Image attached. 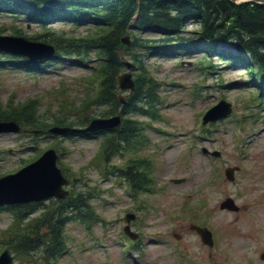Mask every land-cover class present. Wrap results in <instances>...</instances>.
Masks as SVG:
<instances>
[{
    "label": "rangeland",
    "instance_id": "obj_1",
    "mask_svg": "<svg viewBox=\"0 0 264 264\" xmlns=\"http://www.w3.org/2000/svg\"><path fill=\"white\" fill-rule=\"evenodd\" d=\"M13 23L18 24L17 26H20L27 35L39 32L34 26H24V22L11 20L8 15L0 13V26L4 28L3 31L0 30V35H8L11 32L10 25ZM57 27L62 28L63 31L69 30L68 25L58 24ZM187 28L186 30H191L197 27L190 25ZM84 32L85 27L77 30L78 34L84 35ZM147 36L152 37L153 34ZM200 57L191 52L170 56L151 54L143 57V65L156 80L155 94L161 99L158 107L163 111L159 113L164 118L161 119L162 121L151 120L152 126L160 127L161 132L147 129L143 135L151 144L146 146L143 142H139L136 147L123 151L124 156L112 157L108 163L121 166L127 163L129 158L136 159L153 152L152 156L159 159L153 171L157 177L155 183L148 182L143 185L145 188L154 187V190L150 193L143 189L136 194L135 200L145 201L147 207L151 209L148 213H137L142 221L137 227L134 226L133 231L139 230L150 244L146 257L139 258L133 255L137 262L131 258L123 259L121 256L123 252L120 253L118 243L122 240L119 236L124 225L126 210L134 209L135 200H129L124 195L122 187L104 181L102 175L91 167L92 157L101 139L78 137L72 140L61 136L57 138L41 136L37 145H28V137L0 135V177L16 172L20 167L21 159L32 155L35 152L34 148L47 149L60 141L59 144L64 148L61 160L67 165L68 172L90 186L79 184L76 189L82 187L84 192H89L90 188H95L96 192L104 191L96 200L91 199V204L107 225L105 227L94 225L93 234H90L79 224H69L65 232L66 236L71 238L68 242L71 253H67L62 258L61 264H175L176 262L177 264H264L260 259L261 253H264V114L262 113L263 116L258 124L256 122L253 127L250 126L260 113L256 115L257 112H245L252 106L247 99L252 94V89L251 84H245L244 73L234 69L233 71L220 69L215 71L216 75H207L197 67ZM125 60L131 61L128 57ZM57 68L47 70L35 77L26 74L23 69L0 66V100L6 102L10 99V104L13 105L15 102L39 96L35 116L49 124L47 128H51L53 122L61 117L57 110L59 105L64 103L67 105L65 113L64 110L62 112L66 117L65 122L69 123L71 119L75 121L78 113L73 112V109L84 95L89 93L85 84L79 80L87 72L79 64L67 59H63ZM134 73L136 72H133V75ZM219 74L224 81L222 86L217 83ZM196 84H201L202 88L194 97L192 93ZM61 86L64 91L60 95L53 94V90H61ZM222 96L225 98H221ZM220 99L231 105L229 116L216 123L215 131L209 134V139L199 143L194 142L190 156L185 155V148L190 144L186 142L192 138L190 128L196 127L195 115L204 114ZM258 106L259 103L254 105V107ZM104 110L105 108L92 109L86 116L101 118ZM243 115L248 117L244 125L249 129H255L257 133L242 136L238 132L236 118H242ZM127 116L125 114L123 118ZM138 120L148 122L150 119L140 116ZM198 121L200 122L199 119ZM65 127L68 125L63 128ZM162 128L166 130L162 131ZM167 130L177 135H171ZM195 133L196 137L201 138L199 130ZM168 135H170L169 141L164 139ZM170 141L174 142V146L166 149ZM17 144H24L26 152L17 153L14 150ZM202 147L210 151H220L221 157L211 162L208 156L201 153ZM6 150L11 151L6 154L4 153ZM187 164L189 165L186 167ZM212 165L222 169L238 166L240 170L235 173L234 182L224 181L223 174H220V185L213 182V186L207 188V180L212 181ZM216 174H219V170H216ZM182 178L184 180L181 183L170 182L171 179ZM163 186L165 187L162 188ZM193 192H196L195 198L189 195ZM184 194L188 195V199L184 200L186 204L207 200V207L201 210L198 216L209 217V227L217 240L213 251L207 252L199 238L190 231L191 224H198L195 217L179 212ZM227 197L235 201L239 207L238 212L219 209L220 203ZM137 205L139 208V203ZM10 222V214L0 210V231ZM176 236H180V239L176 240ZM97 240L104 243L96 244ZM101 243L104 244L102 248L99 246ZM176 244L183 255L182 260H178ZM32 256L33 253L30 252L24 260L28 262Z\"/></svg>",
    "mask_w": 264,
    "mask_h": 264
},
{
    "label": "trees",
    "instance_id": "obj_2",
    "mask_svg": "<svg viewBox=\"0 0 264 264\" xmlns=\"http://www.w3.org/2000/svg\"><path fill=\"white\" fill-rule=\"evenodd\" d=\"M0 12L19 16L30 24L48 26L50 35L38 34L37 38L60 45L64 51L58 54L60 58L76 56L87 66L85 61H91L90 55L95 56L97 65L91 75L96 76L101 87L78 108L81 115L98 104L108 105L104 116L117 114L119 108L134 117L146 114L144 109L153 107L155 82L143 69V57L151 54L191 52L202 57L207 70L219 66L249 73L256 68L255 76L264 77V5L234 4L229 0H0ZM51 24L69 25L76 28L74 32L85 27L86 34H55L51 32ZM189 25L197 28L186 30ZM125 36L130 41L126 46L121 42ZM123 57H129L140 72L135 76V90L121 106L116 77L124 69ZM35 107L36 102L15 110L0 106V121L24 120L32 128H47L48 124L41 125L35 118ZM81 115L77 116L78 122L71 121L69 125H84L88 117L80 120ZM60 118L54 125L67 124ZM141 132L140 122L129 115L123 119L120 130L107 136L105 144L111 147L119 140L130 146L140 141ZM126 169L123 175L132 171L131 165L126 164ZM63 173L71 177L65 170ZM76 182L78 179L73 178V183ZM93 195L72 189L69 198L55 201L39 217L27 223L18 217L6 232L9 249L19 258L32 252L28 264H59L67 252L66 225L84 223L90 227L101 221L94 214ZM35 206H25L26 215H31Z\"/></svg>",
    "mask_w": 264,
    "mask_h": 264
},
{
    "label": "water",
    "instance_id": "obj_3",
    "mask_svg": "<svg viewBox=\"0 0 264 264\" xmlns=\"http://www.w3.org/2000/svg\"><path fill=\"white\" fill-rule=\"evenodd\" d=\"M234 4L238 3H252L257 5H264V0H229ZM10 42V43H8ZM123 44H128L127 38L122 39ZM25 49V50H24ZM0 50L11 51L15 54H24L30 60H38L40 58L48 57L52 50L37 44L27 43L22 39L1 38ZM40 51V53H38ZM32 54V55H31ZM40 54V56H38ZM124 65L131 69L132 65L124 63ZM118 83L121 90H133L134 84L131 79V74H123L118 77ZM226 107L221 104L219 107L212 109L207 113L205 121H214L219 117L224 116ZM120 125V118L114 117L105 120H94L82 130H74L69 128H53L50 132L55 134H71V133H90L103 129H115ZM19 129L14 123L0 122V133L18 132ZM44 171V173H43ZM232 171L227 170L226 175L228 179L232 180ZM39 176V177H38ZM38 178V179H37ZM30 182H35L33 185H26ZM68 184L60 171L55 166V155L53 152H46L39 161L25 168L15 175L7 176L0 179V206L3 204H17L28 203L32 201H40L51 197L62 198L67 192L62 190V185ZM221 209L229 211H238L233 200L226 199L220 205ZM131 218V217H130ZM128 218V219H130ZM127 219V220H128ZM128 231V230H126ZM205 244H210L207 239L205 231L197 229ZM264 258V256H262ZM11 258L5 252L0 257V264H9Z\"/></svg>",
    "mask_w": 264,
    "mask_h": 264
},
{
    "label": "bare ground",
    "instance_id": "obj_4",
    "mask_svg": "<svg viewBox=\"0 0 264 264\" xmlns=\"http://www.w3.org/2000/svg\"><path fill=\"white\" fill-rule=\"evenodd\" d=\"M43 173H44V171H43ZM39 177V176H38ZM38 179V178H37ZM35 182H30V183H28V184H26V185H33Z\"/></svg>",
    "mask_w": 264,
    "mask_h": 264
}]
</instances>
